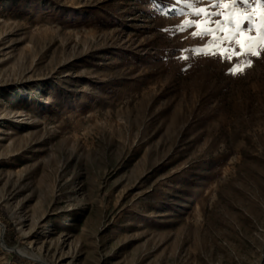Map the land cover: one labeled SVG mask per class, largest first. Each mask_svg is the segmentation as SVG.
<instances>
[{
    "label": "rangeland",
    "instance_id": "obj_1",
    "mask_svg": "<svg viewBox=\"0 0 264 264\" xmlns=\"http://www.w3.org/2000/svg\"><path fill=\"white\" fill-rule=\"evenodd\" d=\"M201 8L264 25V0H0V264H264V44L209 55L178 27Z\"/></svg>",
    "mask_w": 264,
    "mask_h": 264
},
{
    "label": "snow or ice",
    "instance_id": "obj_2",
    "mask_svg": "<svg viewBox=\"0 0 264 264\" xmlns=\"http://www.w3.org/2000/svg\"><path fill=\"white\" fill-rule=\"evenodd\" d=\"M180 2L188 3L190 0H180ZM248 0H213L215 4H224L238 6L243 3H247ZM259 2V0H258ZM203 16V19H194L187 26L180 25L181 32L185 30V27H192L195 25L196 31L192 32L194 37H211L213 43L203 45L208 49V54L218 56L222 61L228 62L241 58L245 55H251L253 57H259L260 52L255 50L257 44H264V25L257 29L258 34L256 36L249 35L252 25L250 24V17L242 16L241 13L236 12L234 14L235 19L232 16L225 17L228 21L227 26H224L222 19L218 18L221 13L209 11L205 8H201L194 12V17ZM233 24L236 30L233 32ZM215 25V26H213ZM227 43V47L224 46ZM235 43L239 46V49L232 48L231 45ZM252 61L249 60L248 64L251 65ZM229 71L236 75L241 71L239 65H234Z\"/></svg>",
    "mask_w": 264,
    "mask_h": 264
}]
</instances>
